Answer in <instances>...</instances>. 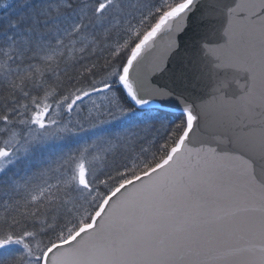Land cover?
Segmentation results:
<instances>
[{
  "label": "snow or ice",
  "instance_id": "snow-or-ice-1",
  "mask_svg": "<svg viewBox=\"0 0 264 264\" xmlns=\"http://www.w3.org/2000/svg\"><path fill=\"white\" fill-rule=\"evenodd\" d=\"M14 12L0 24V264H264V0ZM196 13L194 85L177 92L156 77ZM173 99L182 118L142 135Z\"/></svg>",
  "mask_w": 264,
  "mask_h": 264
},
{
  "label": "water",
  "instance_id": "water-1",
  "mask_svg": "<svg viewBox=\"0 0 264 264\" xmlns=\"http://www.w3.org/2000/svg\"><path fill=\"white\" fill-rule=\"evenodd\" d=\"M203 34V23L200 14L196 13L190 18L185 32L178 37L181 42L180 49L166 57V70L157 74L159 84L174 88L177 92L193 87L194 80L190 82L188 77L194 72L197 49ZM152 108L181 113L178 102L174 99L163 102L158 100Z\"/></svg>",
  "mask_w": 264,
  "mask_h": 264
},
{
  "label": "trees",
  "instance_id": "trees-1",
  "mask_svg": "<svg viewBox=\"0 0 264 264\" xmlns=\"http://www.w3.org/2000/svg\"><path fill=\"white\" fill-rule=\"evenodd\" d=\"M20 0H1L0 5H7L6 7H0V24L3 23V19L9 15H15L14 9H17ZM123 60V57H121ZM130 102V101H129ZM153 119L148 121V127L142 133L146 136H157L163 137L166 135L167 128L170 127L174 122L178 121L181 117V113L169 112L157 108H152L149 114Z\"/></svg>",
  "mask_w": 264,
  "mask_h": 264
},
{
  "label": "rangeland",
  "instance_id": "rangeland-1",
  "mask_svg": "<svg viewBox=\"0 0 264 264\" xmlns=\"http://www.w3.org/2000/svg\"><path fill=\"white\" fill-rule=\"evenodd\" d=\"M1 1V0H0Z\"/></svg>",
  "mask_w": 264,
  "mask_h": 264
}]
</instances>
